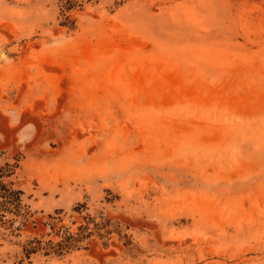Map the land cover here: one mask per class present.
I'll return each instance as SVG.
<instances>
[{
	"label": "rangeland",
	"instance_id": "374dc122",
	"mask_svg": "<svg viewBox=\"0 0 264 264\" xmlns=\"http://www.w3.org/2000/svg\"><path fill=\"white\" fill-rule=\"evenodd\" d=\"M70 14L0 0V164L35 218L105 235L22 260L60 236L0 226V264H264V0Z\"/></svg>",
	"mask_w": 264,
	"mask_h": 264
},
{
	"label": "trees",
	"instance_id": "16d2710c",
	"mask_svg": "<svg viewBox=\"0 0 264 264\" xmlns=\"http://www.w3.org/2000/svg\"><path fill=\"white\" fill-rule=\"evenodd\" d=\"M90 0H59V7L63 16L62 24L74 27L75 19L71 17L70 11L73 9H81L84 4ZM19 165V159L15 162L5 161L0 164V226L7 228L10 232L20 234L22 229L32 227L38 229L41 225H49L54 235H59L58 240L53 238L44 239L42 236H30L22 245V260L30 259L31 255L42 252L45 255H64L73 249L81 247L82 242L91 238L95 233L99 236L105 234L101 232L102 227L99 223L94 222L90 226V222L94 221L92 217L86 216L85 223L78 225L76 231H72L69 227L63 225L57 226L59 216L49 215L52 220L41 221L33 216L30 207L24 202L22 188L16 185L13 175ZM84 206H74L73 210L80 212ZM56 212H60L57 210ZM42 227V226H41ZM108 230H105V233ZM90 243L86 241L85 245Z\"/></svg>",
	"mask_w": 264,
	"mask_h": 264
},
{
	"label": "bare ground",
	"instance_id": "6f19581e",
	"mask_svg": "<svg viewBox=\"0 0 264 264\" xmlns=\"http://www.w3.org/2000/svg\"><path fill=\"white\" fill-rule=\"evenodd\" d=\"M2 56H4V54H2Z\"/></svg>",
	"mask_w": 264,
	"mask_h": 264
}]
</instances>
